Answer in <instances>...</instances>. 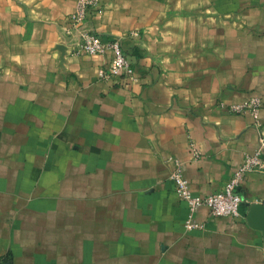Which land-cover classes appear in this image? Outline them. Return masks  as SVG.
Here are the masks:
<instances>
[{
	"label": "crops",
	"instance_id": "0c3cea01",
	"mask_svg": "<svg viewBox=\"0 0 264 264\" xmlns=\"http://www.w3.org/2000/svg\"><path fill=\"white\" fill-rule=\"evenodd\" d=\"M76 2L0 0V264H264V174L192 231L169 178L221 192L264 136V0H100L132 81L63 49ZM251 98L258 120L230 112Z\"/></svg>",
	"mask_w": 264,
	"mask_h": 264
},
{
	"label": "built area",
	"instance_id": "2783aa9c",
	"mask_svg": "<svg viewBox=\"0 0 264 264\" xmlns=\"http://www.w3.org/2000/svg\"><path fill=\"white\" fill-rule=\"evenodd\" d=\"M101 11L100 0H77L74 11L67 17L66 23L59 27V39L62 47L73 56L80 54L105 56L109 54L107 61L97 69V78L100 81H107L111 78L135 80L130 56L124 52L120 38L103 39L88 26L90 18ZM244 106H247L254 119H257V112L260 108L258 100H252L251 104L242 105L240 110L245 108ZM251 172L264 174V136L259 133L257 149L253 154L244 156L242 165L221 192L193 195L180 166L176 164L169 178L174 185L178 199L187 206L188 215L183 225L184 229L192 231L201 227L195 219V214L202 207H206L212 217H239L238 209L242 200L236 187L244 176Z\"/></svg>",
	"mask_w": 264,
	"mask_h": 264
},
{
	"label": "water",
	"instance_id": "95a60500",
	"mask_svg": "<svg viewBox=\"0 0 264 264\" xmlns=\"http://www.w3.org/2000/svg\"><path fill=\"white\" fill-rule=\"evenodd\" d=\"M260 219L264 220V209H262V207L258 206V205H254L251 208L250 214L248 216V220L249 222L255 220V219Z\"/></svg>",
	"mask_w": 264,
	"mask_h": 264
},
{
	"label": "rangeland",
	"instance_id": "374dc122",
	"mask_svg": "<svg viewBox=\"0 0 264 264\" xmlns=\"http://www.w3.org/2000/svg\"><path fill=\"white\" fill-rule=\"evenodd\" d=\"M135 36H137V34H134ZM121 40V39H120ZM254 101V100H258V102L261 104V102H260V100L258 99V98H251L250 99V101L249 102H246V103H244L243 105H246V104H251V101ZM241 107L242 106H232L231 108H232V110H230V112H232V113H240V114H245L246 112L247 113H249V114H251V116L253 117V115H252V112L247 108V106H244L245 108H243L242 110H240L241 109ZM261 108V107H260ZM259 108V109H260ZM259 109H258V111H259ZM253 119H254V117H253ZM254 120H258V114H257V119H254Z\"/></svg>",
	"mask_w": 264,
	"mask_h": 264
}]
</instances>
